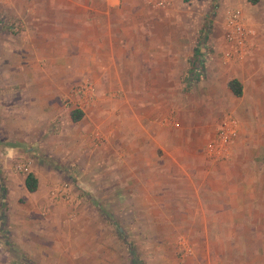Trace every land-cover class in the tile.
I'll list each match as a JSON object with an SVG mask.
<instances>
[{"label": "crops", "instance_id": "obj_1", "mask_svg": "<svg viewBox=\"0 0 264 264\" xmlns=\"http://www.w3.org/2000/svg\"><path fill=\"white\" fill-rule=\"evenodd\" d=\"M2 1L9 26H0V72L17 77L0 81V139L11 138L0 147L8 155L28 145L37 188L28 191L26 174L1 159L0 231L30 263L124 264L127 258L105 257L103 241L122 230L143 250L174 248L183 237L192 264L230 251L243 264L249 250H264V0H219L221 14L241 10L250 33L228 56L220 22L213 47L226 59L247 54L232 65L214 56L193 93L182 77L199 42L188 13L206 0H170L165 8L147 0ZM8 56L10 67L1 63ZM232 78L241 96L228 88ZM85 81L96 95L77 107L74 89ZM14 87L17 102L4 103ZM64 97L78 102L67 108ZM73 109L83 114L77 121ZM226 109L238 134L228 159L214 160L205 143ZM60 179L71 202L54 197Z\"/></svg>", "mask_w": 264, "mask_h": 264}, {"label": "rangeland", "instance_id": "obj_2", "mask_svg": "<svg viewBox=\"0 0 264 264\" xmlns=\"http://www.w3.org/2000/svg\"><path fill=\"white\" fill-rule=\"evenodd\" d=\"M5 2H3L2 0H0V26L5 24L9 26V21L8 19L5 17L6 15H8L6 8L4 7ZM191 4V3H190ZM220 1L219 0H206V1H198V2H194L192 3V5H190L189 9L191 10L189 14V19L191 18V15L194 16V18L191 19L190 22L194 23L193 26H190L191 28H194V30H192L193 32L197 33L196 35L198 36V41L196 42V45H194L193 50H192V54L188 55L187 60H188V69L185 70L187 72L184 73L183 80H185V82H190L191 85L190 86V93H193L194 91L197 90V86L195 87V85H198L197 83H199L200 81H202L205 78V74H206V70L208 69L209 65H211V62L214 59V56L219 57V59L224 60L225 63L227 64H237L240 63L242 61V59L246 56V54H244V56L242 57V59L240 57H236L235 59H226L224 57V53H222V51H220L217 54V49L215 47H213V43H212V39H216V35L217 32H221L222 30L218 31V28L220 27V22H224L225 23V37H226V13L228 10L225 11L224 14H221L220 12ZM4 14V15H3ZM9 16V15H8ZM188 19V20H189ZM185 18V29L187 28V21ZM3 23V24H1ZM7 27V26H4ZM3 28H0V39L3 37L2 33ZM12 33L16 34L18 33V31H16L15 29L11 30ZM227 44V43H226ZM228 49V45L225 46V49ZM247 52V51H246ZM30 60V58H28ZM241 60V61H240ZM194 61V62H193ZM193 62V63H192ZM223 62V61H222ZM221 62V63H222ZM3 64H5L6 66L10 67L13 63H15V58L14 57H7L6 61L1 62ZM217 66H219V64H217ZM198 69V70H197ZM191 71H197V73H199V77L197 79H192L191 81L189 80V76L191 74ZM5 77H8V81H10L11 79L14 80L15 77H17V75L14 73H1L0 72V81L4 80ZM201 79V80H200ZM200 80V81H198ZM198 81V82H197ZM193 82H197L196 84H194ZM194 84V85H193ZM200 84V83H199ZM73 90V89H71ZM15 87L8 89V96H6V98L1 97V100L5 103V102H17V95H13V93L15 94ZM31 91V89L29 90H25V92ZM26 99V97H24ZM63 104L65 105V107L69 108V105L71 104H75L78 101L73 100L71 103L69 101L68 97H64L63 99ZM239 100H233V103L237 102ZM19 102V101H18ZM225 112H230V113H234L232 110H221V117ZM1 114V112H0ZM219 117V120L220 118ZM219 121L216 124V128L215 131L217 129V125H218ZM260 124V126L264 125V121H260L258 122ZM214 131V133H215ZM2 132L0 130V136H1ZM8 139L11 138H6V140H2L0 139V144H3V146L5 144H7L9 141ZM209 140V139H208ZM5 141V143H4ZM28 145L26 147H24V150H20L19 153H11V154H7V151H4V148L2 149V147H0V163L2 162L1 159H4L6 156L9 157L10 160V166L11 168L14 170V164L15 162H17V160H24V161H28L29 164L33 163L32 161V157L27 156V150L28 149ZM29 150V149H28ZM228 159V158H226ZM5 160V159H4ZM31 167V165H30ZM31 170V169H30ZM15 171V170H14ZM64 171V170H63ZM18 172V171H17ZM0 173H1V169H0ZM19 174H24L22 172H18ZM1 179V177H0ZM59 184L56 185H62L65 180L64 179H60ZM62 183V184H61ZM2 186H4L3 184H1ZM2 189V187H1ZM1 191V190H0ZM4 193V190L2 189V195ZM64 204H66L64 202ZM105 212H107L114 220L115 223L120 224L121 225V221L119 220L120 218L117 217H113L111 215V211L110 210H105ZM123 231V230H122ZM120 232V238H125L129 241H127L128 243H125V245H123V243L118 240L119 235L117 236L115 232H108V233H104V237H103V241L106 244L105 247V257H113V256H120L122 258H127L129 261V263L131 264H148V262L146 261V257H148L149 255L151 257H154L156 255H161L162 258H164V261L162 264H182V262H187V264H192L189 261L191 260L192 257H194L193 252L194 249L191 247L190 243H184L183 241V237L178 239L177 243L174 245V248H169V249H152V250H143L140 249L139 245H135L133 243V238H132V234H127L124 231ZM114 238L116 239V242H118L119 244V251H116V242L114 241ZM115 242V245L112 242ZM17 245L14 243V239L12 238L11 234H9V232H5V231H0V264H10L9 262H12L14 260V258H21L23 260V262L25 264H33L30 263L28 260H30L31 258L25 253L26 251L21 250L20 248L16 247ZM124 247V248H123ZM214 250V249H213ZM212 251V250H210ZM236 255H234L233 251H230L229 255L227 254L226 258H222V257H213V259H211V264H239L240 262V258L237 257L238 251H236ZM264 250H249L248 254L249 257L242 259V262L244 264V262H248V264L250 263V260L252 259V257H256V262L259 264H264ZM150 253V254H149ZM126 261V263L124 264H128V262ZM134 262V263H133ZM152 264H160L158 262H154Z\"/></svg>", "mask_w": 264, "mask_h": 264}, {"label": "built area", "instance_id": "obj_3", "mask_svg": "<svg viewBox=\"0 0 264 264\" xmlns=\"http://www.w3.org/2000/svg\"><path fill=\"white\" fill-rule=\"evenodd\" d=\"M154 8H165L169 6L170 0H147ZM250 29L247 27L245 19L240 9H231L226 13V43L228 45V56H234L244 48ZM192 79H197L199 73L194 71L190 74ZM189 76V77H190ZM95 88L90 82H82L74 89V93L79 95L81 102L77 107L91 103L95 98ZM236 116L230 112H225L219 120L215 134L205 143V152L209 158L214 160H225L231 154L233 139L238 134L239 124ZM14 170L24 174L30 173V164L22 159L14 164ZM54 197L66 202H71V194L68 192V184L64 183L57 187Z\"/></svg>", "mask_w": 264, "mask_h": 264}, {"label": "trees", "instance_id": "obj_4", "mask_svg": "<svg viewBox=\"0 0 264 264\" xmlns=\"http://www.w3.org/2000/svg\"><path fill=\"white\" fill-rule=\"evenodd\" d=\"M184 1L187 2L190 0H184ZM254 1L255 0H251L252 3H254ZM227 86L235 96H237V97L241 96L242 85H241L239 80H237L236 78H232L228 81ZM82 115L83 114H82L81 110H78V109H73V111L71 112V118L73 121L79 120L82 117ZM24 184H25V187L28 191L33 192L36 190L37 179L32 172L28 173L25 176ZM1 192H2V189H1Z\"/></svg>", "mask_w": 264, "mask_h": 264}]
</instances>
